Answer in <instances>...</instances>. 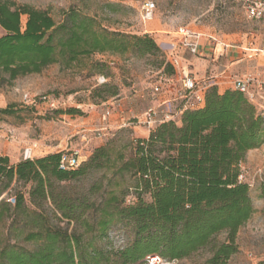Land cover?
<instances>
[{"label":"trees","instance_id":"trees-1","mask_svg":"<svg viewBox=\"0 0 264 264\" xmlns=\"http://www.w3.org/2000/svg\"><path fill=\"white\" fill-rule=\"evenodd\" d=\"M0 29L4 32L0 84L39 74L52 64L73 69L85 58L105 53L151 56L165 75L173 74L148 35L109 31L94 16L74 9L62 12L56 21L46 10L0 0ZM105 91L116 95L115 88ZM263 144V113L240 92L227 89L219 94L211 87L203 107L184 112L179 123L159 124L147 138L133 140L128 158L118 154L111 162L109 149L102 146L77 169L61 170V152L16 165L0 156L1 191L13 182L31 184L28 196L33 207L29 210L23 194L17 193L12 207L7 200L0 202V224L8 221L13 239L23 235L24 242L34 245L26 250L3 243L0 233V264H146L149 257L175 262L201 251L208 255L201 264H226L238 250L239 229L253 214L249 188L238 181L241 163L248 151ZM110 166L115 174L134 178L135 204L123 205L126 190H104L98 204L58 191L64 183ZM97 190L92 186L87 194ZM260 192L264 199L263 183ZM142 194L151 202H144ZM45 202L80 231L48 224L42 212ZM20 217L19 230L15 226ZM121 222L132 225L134 239L129 245L117 250L95 245L106 238L111 225Z\"/></svg>","mask_w":264,"mask_h":264},{"label":"rangeland","instance_id":"rangeland-1","mask_svg":"<svg viewBox=\"0 0 264 264\" xmlns=\"http://www.w3.org/2000/svg\"><path fill=\"white\" fill-rule=\"evenodd\" d=\"M11 1L16 5H29L38 10H46L56 21L60 20L62 12L74 9L94 16L101 27L109 31L136 36L148 35L164 56L168 50L167 43L172 40L173 34L180 26L199 34L207 45L214 46L219 43L229 48H242L249 40H253L258 47L263 33L261 24L246 17L240 0H148L153 2L155 10L153 18L145 23L141 19V6L146 0ZM24 22L25 17L22 16V26ZM2 35L4 32L0 29V36ZM179 55L190 73L197 77L217 75L228 65L226 60L220 61L219 64V61L211 63L207 58H197L186 53L180 52ZM256 59L230 67L226 75L233 78L252 73L264 81V55ZM163 74V67H157L154 57L139 58L129 52L124 55L105 53L93 54L85 58L82 65L73 69L68 70L60 64H52L39 74L19 77L10 84L1 83L0 143H5L8 147L17 146L15 143L19 140H33L37 148L40 146L53 148L60 143L59 133L72 128L75 131L83 130L87 140H92L88 153L84 159H79L80 162L87 161L93 151L102 146L109 149L111 162L116 160L118 154L128 158L132 154L131 142L145 139L149 135L144 127L134 125V118L169 96V90L164 87L163 92L156 94L153 91V87L159 84ZM216 81L222 82L216 87L217 90H227L231 87L229 79ZM110 88L116 90L113 97L105 91ZM25 95L32 100L47 95L65 104L61 109L64 113L48 112L44 104L32 107L24 103ZM259 102L264 105V100ZM106 109L111 110V116H114L103 120L102 115ZM69 110H76L77 113L68 114ZM262 113L264 115V111ZM114 119L118 122H112ZM179 120L175 122L179 123ZM123 123L133 124L119 127ZM10 136L13 140L7 141L6 137ZM19 153H22V149ZM35 159L34 157L33 160ZM114 165L117 166V163L114 162ZM111 166L88 172L85 176L64 183L58 191L78 199L86 196L88 200H96L95 203L98 204L99 196L104 190L113 188L126 190L123 205L135 204L137 197L133 188L134 178L129 174H115ZM241 168L246 171L247 180L254 181V187L249 188L253 214L239 229L236 235L238 250L226 264H264V199L260 198L261 183L255 177V172L260 171L264 181V144L254 149L250 156H245ZM92 186L98 190L94 195H88ZM30 188L31 184L15 182L5 191H1L0 188V202H6L17 193H22L27 208L33 210L28 196ZM141 198L144 202H151L148 194H142ZM9 204L12 207V203ZM42 212L50 225L67 228L69 232L75 227L73 223L68 225L66 221L60 219L59 213L50 202L43 204ZM17 222L15 228L20 230L21 217ZM8 226V221L0 224L3 243L16 244L26 250L34 248L33 244L22 240L23 235L13 239L14 233H10ZM75 228L80 231L78 227ZM23 230L26 231L25 228ZM133 239L132 225L121 222L111 225L106 238L95 241V245L99 248L117 250L129 245ZM207 256V253L201 251L188 259L164 261V264H201Z\"/></svg>","mask_w":264,"mask_h":264},{"label":"built area","instance_id":"built-area-1","mask_svg":"<svg viewBox=\"0 0 264 264\" xmlns=\"http://www.w3.org/2000/svg\"><path fill=\"white\" fill-rule=\"evenodd\" d=\"M245 11L246 17L256 23L261 24L263 33L259 40L258 47L255 46L253 40H249L244 47L240 48L243 54L250 59H256L264 55V0H240ZM155 5L151 1H144L141 6V19L145 23L153 18ZM202 39L199 34H195L184 26L177 28L173 34L172 40L167 43L168 50L166 52V60L173 68L172 75H162L158 85L153 87L154 93L163 92L164 88L170 91V87L176 86L175 95L172 99L164 100L154 106L147 108L139 117L134 118V125L144 127L148 134L155 129L156 126L162 123L175 122L180 119L182 114L189 110H195L203 107L205 94L211 87H218L222 82L216 79H229V85L234 91H238L252 103L258 110L259 101H263L264 81L260 80L257 74L245 73L240 76L230 78L225 72H221L216 76L204 75L197 77L190 73L188 67L183 64L180 52L186 53L189 56L197 58H209L211 61H217L220 56H223L229 49V46L223 44H215L211 53H207L201 47ZM164 87V88H163ZM24 103L36 107L39 103L44 104L48 112L61 110L65 104L49 98L47 95L35 98V100L24 96ZM116 107V106H115ZM119 108L120 105L118 104ZM260 111V110H259ZM261 112V111H260ZM262 113V112H261ZM112 114V111L106 109L102 115V119L106 120ZM133 123H123L119 127H126ZM2 126L0 124V132ZM7 141H12L13 137H6ZM36 148V143H31L30 146L24 147L21 153V160H32L33 150ZM59 168L61 170H75L80 165L79 150L70 152H61ZM247 173L244 168L238 175V181L247 184L248 188L254 187L253 180H247ZM255 177L260 183L264 184L261 178L260 171L255 172ZM7 202L14 203V200L7 199ZM146 264H164V261L159 257H149Z\"/></svg>","mask_w":264,"mask_h":264},{"label":"crops","instance_id":"crops-1","mask_svg":"<svg viewBox=\"0 0 264 264\" xmlns=\"http://www.w3.org/2000/svg\"><path fill=\"white\" fill-rule=\"evenodd\" d=\"M201 47L204 48L208 54L211 53L212 48H213V46L207 45L203 41H202ZM223 58H225V59H223ZM207 59H209V58H207ZM223 60H226L228 65L225 66V70H222L221 72L226 73V71H228V69L234 65H238L239 63H246V62L248 63V61H250V60H257V59H250V58L246 57V55L242 53V51L240 50L239 47H235V48H229L226 51V53L223 56H220V58L217 61H211L210 60V62L211 63H218V61H219V64H220V61L223 62ZM221 72L217 73V75L220 74ZM214 76H216V75H214ZM175 90H176V86H173L169 91V96L162 99V101L172 99L175 95ZM224 91H225V89L222 91L218 90V93L221 94ZM263 96H264V90H263ZM257 106L261 112L264 111V105H262L261 102H259ZM112 116H114V115H112ZM116 119L112 120V122H118V120L116 121ZM83 133H84L83 130L82 131H75V130H72V128L64 129V131L62 133H59V137H60L59 138L60 139L59 145H57L53 148L49 147V146L48 147L45 146L44 148L40 146L37 148V144H36V148L33 150V158L35 157L36 159H38V158H41V157H44L46 155L53 154V153L70 152L72 150L79 149V152H80L79 159L80 158L84 159V157L88 153L89 145L91 144L92 140H90V139L87 140V136ZM33 142H34L33 140H19L18 142L15 143L17 146H14L11 144L12 146H8V147L5 146V143L1 142L0 143L1 144L0 145V156H6L9 159L10 164L16 165L17 163H19L21 161V153H19V150L23 149L24 147L30 146L31 143H33ZM17 147H20V149H18ZM84 149H85V152H84ZM253 151H254V149L248 151L246 154V157L250 156L253 153Z\"/></svg>","mask_w":264,"mask_h":264}]
</instances>
